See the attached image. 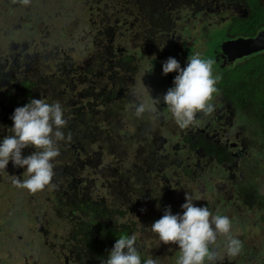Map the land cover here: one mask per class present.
I'll return each mask as SVG.
<instances>
[{"label": "trees", "instance_id": "trees-1", "mask_svg": "<svg viewBox=\"0 0 264 264\" xmlns=\"http://www.w3.org/2000/svg\"><path fill=\"white\" fill-rule=\"evenodd\" d=\"M76 1L85 5L87 15L92 52L86 57L77 56L72 48L68 47L69 51L61 43L35 39L11 43L7 53H0V141L10 132L7 129L12 127L10 117L14 110L31 99L60 102L64 108L68 121L63 129L66 140L60 142V155L53 162L55 175L46 187L52 196L51 211L65 227L64 240L73 243L75 251L87 255L89 263L101 264L116 239L136 234L141 264L149 257L159 264H176L178 246L161 243L150 227L162 217L166 207H170L172 214L182 215L185 192L192 197L196 192H205L201 185L192 187L190 192L189 182L195 176L192 168L206 163L226 171V176L205 183L207 191L218 200V207L223 203L239 207L243 193L254 194L253 201H259L254 212L264 229V194L257 189L261 173L254 175L249 171L257 157L253 151H258L259 156L264 154V51L232 65L222 47L225 38L248 33L246 20L232 16L222 32L206 26L201 40L192 44L194 50L181 63L187 65L188 57L196 54L213 60L212 73L218 78V91L212 101L220 104L216 120L231 124L238 112L244 114L258 127L256 138L239 132L237 139L222 138L217 131L210 133L207 126L181 128L174 120L173 135L178 140L174 152H170L165 148L167 137L162 131L169 130L170 122L160 115L153 118L148 112L143 114L145 119L135 114L139 99L133 87L140 68L135 51L140 48L147 56H163L159 48L169 42L173 51L178 52L182 30L177 36L169 17L182 14L185 1ZM244 1L253 24L264 27V2ZM129 5L135 8L133 12L137 10L138 17L125 13ZM211 10L215 8L212 6ZM186 15L190 17V6ZM56 17L42 21L37 28L39 39L44 36L42 32L51 36ZM197 45L203 48L199 50ZM43 46L52 55L39 52ZM247 149L253 158L248 157ZM33 151L26 148L22 155ZM255 160L259 167L264 165L258 157ZM8 165L13 167L11 161ZM13 168L17 172L23 170L20 174L27 179L24 168ZM188 174L191 177L187 182ZM98 179L102 192L94 187ZM244 210L249 212L251 208L246 206ZM251 254L241 264H260L255 253ZM217 264L238 263L226 260Z\"/></svg>", "mask_w": 264, "mask_h": 264}, {"label": "clouds", "instance_id": "clouds-1", "mask_svg": "<svg viewBox=\"0 0 264 264\" xmlns=\"http://www.w3.org/2000/svg\"><path fill=\"white\" fill-rule=\"evenodd\" d=\"M20 3L28 5L30 0H20ZM213 63V60L203 59L196 54L188 57L186 67L181 68L175 58L169 57L162 64V74L176 72L174 86L162 98L153 99L141 80V87L150 97L151 103L137 102V117L148 112L153 118H158L161 99L181 128L192 125L197 113L211 114L214 105L210 102L218 91L215 86L218 78H214L212 73ZM10 119L12 127L7 129L10 134L0 141V172L7 173L6 166L11 161L13 167L24 168L23 174L27 176V179L21 180L13 175L12 182L17 187L32 193L43 191L52 184L55 175L53 162L60 155V142L66 140L63 129L68 121L64 108L60 102L47 103L41 98L31 99L24 106L17 107ZM67 140L70 141L71 136ZM29 147L35 151L23 156L22 150ZM234 179L238 180L236 176ZM184 199L185 203L181 205L182 215L172 214L170 207H166L162 217L150 227L161 243L178 246L180 255L176 264H205V261L217 264L225 255H239L242 242L231 235L232 221L223 216L229 215V209L236 204H226L228 210L218 207L221 215H213L207 206H195L189 193L185 192ZM218 236L226 237L223 252L217 246ZM136 242V234L116 239L101 264H141ZM143 264L159 262L149 257Z\"/></svg>", "mask_w": 264, "mask_h": 264}, {"label": "rangeland", "instance_id": "rangeland-1", "mask_svg": "<svg viewBox=\"0 0 264 264\" xmlns=\"http://www.w3.org/2000/svg\"><path fill=\"white\" fill-rule=\"evenodd\" d=\"M84 9L85 5L76 0H30V4L28 5H23L20 3V0H0V53H7L11 43L20 44L22 41L35 39L38 42L41 40L43 43L48 42V40L54 42V44L61 43L67 48H72V51L77 54V56L86 57L92 52V45L89 42L88 24L85 22L87 15L84 12ZM132 9L135 8L132 5H129L124 11L129 16L138 17L137 10L133 12ZM54 15L57 16L56 21H59V24L56 21L53 22V32L51 36L42 32V36H44L39 39L37 28L39 29L42 26V21H49ZM78 19L80 20L79 23L76 22ZM66 29H69L70 31ZM164 48H168L171 51V54L175 52L173 51V45H162V47L159 48V51ZM39 49V52H45L52 55L45 46ZM135 52L139 56L140 73L138 74L137 83H135L133 90L137 94L139 101L151 103L150 97L141 87V80L144 86L148 88L150 96L153 99L157 97L162 98L166 91L174 86L173 80L177 73L172 72L164 75L162 74L163 62L156 58L147 57L140 48ZM38 55L39 54H37V58H39ZM173 55L174 57H177L176 54ZM41 59L44 63L46 62V60L40 56V60ZM178 62L181 63V60H178ZM35 64L39 65V61H35ZM37 67L41 69L40 66ZM181 68H184V66H181ZM47 72H49V68L47 69ZM210 103L214 105L215 111L218 104L213 103L212 101ZM158 107L160 115H163L165 120L170 122L168 125L169 130L164 128V130H162L164 131L163 134L167 137L165 148L170 152L171 150L174 152V144L178 140V137L173 135L175 134V129H173L174 124H171V122L175 119L163 103L162 99ZM214 111L211 114L197 113L194 123L187 127V129L191 126L206 127L208 122L214 121ZM237 117L234 126L228 127L226 130L219 127L217 128L218 134L222 136V138L229 136L237 139V125L242 122L240 113H238ZM142 118L145 119V116L143 115ZM251 124L252 123L247 125L245 134L251 138H256L258 127L255 124ZM208 131L210 132V129H208ZM3 134L4 132H2V135ZM256 152L257 157L264 162V154L259 151L261 154L259 156L258 151L254 150L253 156ZM246 154L248 157L253 158L250 149H247ZM257 157H254V161L251 163L249 171L254 175L257 172L261 173L260 178H257V189L264 194V165L259 167L255 160ZM192 170L195 171V176L189 182L191 186L190 192L192 187L200 185L206 189L205 192H196L193 195L199 207L207 206L213 215H221L218 210V200L212 192L209 193L207 191L205 183L216 178V176H226V171L220 169L218 166L213 164L209 165L207 163L202 164L201 166H194ZM190 177L191 174H188L187 182ZM86 184H88V182H86ZM94 187L98 192H102L101 180H96L94 182ZM15 192L24 194L19 195L20 200H18V202L24 205V209L16 210L12 208L0 210V214L3 213L1 223L5 229L13 228L14 230H11V232L18 235L15 230L20 229L23 231L25 228H29L33 223L34 215L36 213L39 215L46 213L48 221L55 223L56 220L53 218V212L51 211L52 196L49 194L48 189L45 192L32 193L27 189L19 188ZM254 198V194L248 196L243 193L242 200L239 203V208L242 210H233L229 215H223L229 217L232 221L231 235L242 242V248L239 255L235 257L225 255L224 259L219 262L223 263L226 260H231V262L236 261L238 264H241L245 262L247 256H252L251 253L254 252L260 264H264V229L254 212L255 207L259 204L258 200L253 201ZM246 206L251 208V211L248 212L244 210ZM119 221H122V219H119ZM225 244L226 237L218 236L217 246H219L221 252L224 251ZM176 251L180 250L177 249ZM175 259L177 260L178 258L176 257Z\"/></svg>", "mask_w": 264, "mask_h": 264}, {"label": "flooded vegetation", "instance_id": "flooded-vegetation-1", "mask_svg": "<svg viewBox=\"0 0 264 264\" xmlns=\"http://www.w3.org/2000/svg\"><path fill=\"white\" fill-rule=\"evenodd\" d=\"M165 1V0H161ZM182 14H174L169 17V21L172 25L174 33L178 36L182 30V35L180 39L181 48L178 52H174L179 60L183 61L187 58L188 52L193 51L194 48L192 44H197L202 38V30L206 26H214L217 32H222L226 24L231 21L232 16H240L247 22V32L245 34H237L233 37L225 38L222 44L227 39H235L238 37L249 38L260 36L264 43V27L257 26L253 24V20L249 16L248 4L244 0H184ZM264 2V0H258V2ZM176 2V0H173ZM209 3V5H208ZM191 4H197L198 7H194ZM190 6V17L186 15V8ZM215 10H211V7ZM250 17V18H247ZM247 18V19H246ZM251 32V34H250ZM263 32V33H261ZM175 43L172 41V44ZM162 45H170L169 42L163 43ZM197 48L201 50L199 45ZM264 51V48L258 52H254L248 55H243L241 57H235L232 61H228L226 55L224 54L226 60L233 64H239L243 62L247 57ZM159 54L152 55L149 57L156 58L161 62H165V58L173 57L171 51L168 48L160 50ZM180 53V54H178ZM146 55V54H145ZM147 56V55H146ZM148 57V56H147ZM181 66L186 67V63ZM232 67V66H231ZM140 73V68L138 74ZM213 102V101H212ZM213 113L214 121L208 122L207 127L210 129V133L217 131L218 127L226 130L228 127L235 125V120L238 118V113L232 118L231 124H225L223 120H216L215 112L219 109L220 104ZM242 122L237 125V132L245 134L247 125L252 123L248 120V117L241 114ZM163 117V115H160ZM1 125L3 126L4 120H1ZM167 121V120H166ZM253 125V123L251 124ZM217 127V128H216ZM216 130H213L215 129ZM218 132V131H217ZM6 172H0V210L3 209H24V205L18 202L19 195H24L23 193L15 192L20 187H17L13 182V175L18 176L21 180L26 178L22 177L19 170L18 172L12 167L7 165ZM217 178V176H216ZM46 188L43 191L45 192ZM219 208L228 210L226 204H222ZM233 210H239L238 207H231L229 213ZM53 218L55 216L53 215ZM3 219V213L0 214V264H92L88 262L87 255L75 251L73 243H69L63 238V229L65 227L60 224V222L55 218V223L48 221V216L46 213L41 215L35 214L33 223L29 228H25L23 231L17 229L18 235L11 232L13 228L5 229L1 223ZM17 238V239H16ZM74 251V252H72Z\"/></svg>", "mask_w": 264, "mask_h": 264}, {"label": "water", "instance_id": "water-1", "mask_svg": "<svg viewBox=\"0 0 264 264\" xmlns=\"http://www.w3.org/2000/svg\"><path fill=\"white\" fill-rule=\"evenodd\" d=\"M222 47L228 61H232L235 57H241L262 50L264 43L260 36L249 38L238 37L225 40Z\"/></svg>", "mask_w": 264, "mask_h": 264}]
</instances>
